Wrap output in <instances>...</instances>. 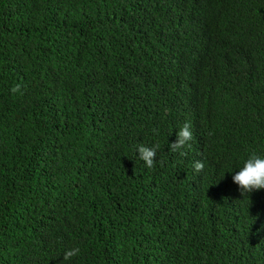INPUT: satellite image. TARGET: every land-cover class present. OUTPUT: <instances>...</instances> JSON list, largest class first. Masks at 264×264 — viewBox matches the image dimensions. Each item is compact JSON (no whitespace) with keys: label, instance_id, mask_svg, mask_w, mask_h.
I'll return each mask as SVG.
<instances>
[{"label":"trees","instance_id":"trees-1","mask_svg":"<svg viewBox=\"0 0 264 264\" xmlns=\"http://www.w3.org/2000/svg\"><path fill=\"white\" fill-rule=\"evenodd\" d=\"M252 152L264 0H0V264H264Z\"/></svg>","mask_w":264,"mask_h":264},{"label":"clouds","instance_id":"clouds-1","mask_svg":"<svg viewBox=\"0 0 264 264\" xmlns=\"http://www.w3.org/2000/svg\"><path fill=\"white\" fill-rule=\"evenodd\" d=\"M20 90V86L17 85L11 91L17 92ZM177 139L172 142L169 147L175 152L184 147L189 141L192 140L191 124L186 122L176 133ZM158 146L148 147L144 144H140L137 147L139 153L138 158L145 163L147 168H153L155 165V157ZM184 155V153H181ZM204 164L200 161L195 162L194 170L199 173L203 171ZM233 182L239 186L241 194L246 192H252L253 190L264 189V155H260L256 152H252L245 160L243 167L236 172L232 177ZM80 252L79 248H73L67 250L64 253V260H69L73 256L78 255Z\"/></svg>","mask_w":264,"mask_h":264}]
</instances>
